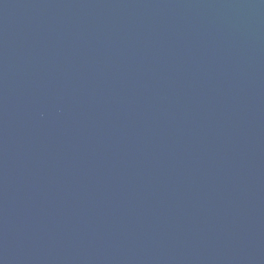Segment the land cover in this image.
I'll use <instances>...</instances> for the list:
<instances>
[{
    "label": "water",
    "instance_id": "95a60500",
    "mask_svg": "<svg viewBox=\"0 0 264 264\" xmlns=\"http://www.w3.org/2000/svg\"><path fill=\"white\" fill-rule=\"evenodd\" d=\"M0 264H264V0H0Z\"/></svg>",
    "mask_w": 264,
    "mask_h": 264
}]
</instances>
